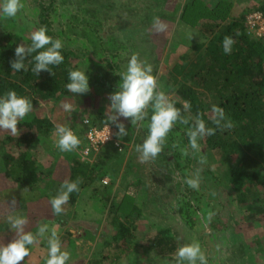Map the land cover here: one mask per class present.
Instances as JSON below:
<instances>
[{"label":"rangeland","instance_id":"rangeland-1","mask_svg":"<svg viewBox=\"0 0 264 264\" xmlns=\"http://www.w3.org/2000/svg\"><path fill=\"white\" fill-rule=\"evenodd\" d=\"M50 1L21 0L24 7L15 17L8 18L0 13V38L11 33L18 42H25L26 37L30 38L37 29L40 7H48ZM188 1L54 0L55 12H51L49 19L53 31L59 33L63 47L80 49L77 50L79 58L83 56V48L100 58L106 56L117 61L118 72L124 73L131 56L139 54L141 60L152 65L153 75L157 77L161 90L174 99L175 88L171 85L173 67L194 52L192 47L195 43L204 41L199 36V26H188L180 21L182 8ZM252 1L258 0H231L232 12L237 15ZM2 3L3 0H0ZM72 15L75 19L71 18ZM153 17H159L167 24L166 32H154ZM78 57L72 63L83 70ZM95 91L89 89L85 94L71 93L59 102L43 103L32 111L38 116H51L55 127L60 124L68 127L75 125L71 130L80 139V145L72 152H61L56 146L58 137L55 130L49 137H38L30 144L29 151L35 155L42 170L52 171L46 177L44 197H41L43 192L40 191L22 190L14 179L0 172V243L7 244L15 237L7 220L9 215H14L27 218L28 231L45 223L50 229L55 228L62 249L71 254L67 264H87L91 258L100 260L102 263L99 264H175L176 252L161 257L153 247V239L158 233L175 239L177 249L182 244L200 242L201 239L208 264H264V212L258 211L260 205L257 202L247 203L246 206L238 204L224 181L214 186L205 171L209 169L217 174L222 173L225 166L220 153L206 154L200 144L201 151L191 160V149L188 156L183 154L188 142L180 140L182 131L176 125L166 138L168 147L164 144L157 158L146 163L140 162V154L135 151L136 144L116 138L121 143V150L115 148L116 159L111 163L117 168L112 175H109L111 171L107 168L105 176L85 187L75 203L68 201L64 205L61 215L53 214L50 201L67 180L73 161L79 160L87 165L96 161L95 156L100 148L97 151L89 150L88 155L82 153L87 146L83 120L88 119L86 114H91L92 109L108 115L110 93ZM62 102L73 103L74 110L65 112L61 107ZM129 120L120 117L118 122L130 128ZM148 124L149 120L146 119L135 126L131 139L137 132V144H142V135L148 132ZM18 129L20 133L24 131ZM115 129L117 133L118 129ZM5 134L12 136L9 132L0 131V140ZM11 147L15 154L20 150V147ZM200 155H206L205 165L199 164ZM196 168H202L198 190L185 183ZM96 169H99L98 166ZM104 179L107 184L102 182ZM124 196L132 198L140 213L132 214L135 238L130 250L119 253L115 244H108L110 239L106 234H112L115 230L109 222V205L105 206V198L113 197L115 202H119ZM12 199L16 201L14 210L8 207ZM209 212L214 213L210 222ZM117 215L120 217V213ZM48 235L46 233L30 247V256L21 264H42L37 251L47 258ZM153 252L155 255H152Z\"/></svg>","mask_w":264,"mask_h":264},{"label":"trees","instance_id":"trees-1","mask_svg":"<svg viewBox=\"0 0 264 264\" xmlns=\"http://www.w3.org/2000/svg\"><path fill=\"white\" fill-rule=\"evenodd\" d=\"M53 1H50L48 7H40L36 25L37 29L46 26L47 34L55 39L59 33L53 31L52 21L49 19L51 12H55ZM213 3L211 0H189L182 8L180 21L188 26H199V36L204 41L195 43L192 47L194 52L187 56L188 59L184 58L173 67L171 85L176 94L173 100L180 108L184 101H189L192 106L191 114L195 116L199 113L209 127H214L209 119L212 106L224 109L234 127L231 130H217L215 135L206 136L199 143L205 148L206 154L219 152L225 167L221 174L209 169L205 172L214 186L224 181L238 204L246 206L247 203L257 202L260 205L258 211L264 212V35L256 37L247 34L244 28L246 14L257 11L264 17V0L250 2L237 15L232 12L231 0H217ZM71 18L75 19L74 15ZM225 36L235 40L231 54L223 52L222 41ZM22 43L30 45L31 39L26 37L25 42H18L11 33L0 38V96L9 90H15L18 95L32 100L33 111L43 103H56L69 97L71 93L66 88L68 73L80 70L72 63L78 57L77 50L80 49L63 47V63L49 66L52 74L41 71L37 76L32 71V57L25 58L26 71L16 72L11 69L10 62L15 59V48ZM81 51L83 56L78 58L82 63V71L89 77V89L96 90V93L102 91L110 94L118 91L122 73L117 70V61L106 56L100 58L96 53H89L83 48ZM86 117L98 128L108 123L107 115L102 111L92 109L91 114H86ZM108 125L115 126L110 122ZM136 125H132L129 120L130 128H126L128 135L115 137L138 145L137 132L134 139H131ZM17 127L24 131L18 136L5 134L0 140V172L5 177L14 179L22 190L40 191L43 192L41 197H44L46 177L52 171L42 170L29 148L38 137H49L56 129L55 122L51 116H38L31 112ZM176 127L182 131L180 140L188 142L189 125L177 123ZM143 133L144 141L148 132ZM165 145L168 147L166 142ZM11 146L17 149L20 147L18 153H13ZM21 146L24 148L21 149ZM115 148L112 144L101 146L96 153V161L89 165L79 160L73 161L67 180L75 181L80 178L82 183L78 192L70 194L69 203H75L78 194L95 180L102 179L109 169V175H112L117 168L111 163L116 159ZM192 159H195L193 154ZM97 166L99 169H96ZM105 203V206L109 205V222L115 230L112 234H106L110 239L108 244H115L119 253L126 252L130 250L135 238L132 214H139V207L127 196L122 197L119 202H115L113 197H107ZM29 231L36 233L38 227ZM153 240V247L161 257L173 255L177 250V241L164 233H158ZM199 243L202 245L201 239ZM37 252L39 259L42 258V264H46L47 258L41 251ZM95 259L91 258L87 264L102 263Z\"/></svg>","mask_w":264,"mask_h":264},{"label":"clouds","instance_id":"clouds-1","mask_svg":"<svg viewBox=\"0 0 264 264\" xmlns=\"http://www.w3.org/2000/svg\"><path fill=\"white\" fill-rule=\"evenodd\" d=\"M24 7L21 0H3L0 4V13L11 18ZM167 24L160 21L159 17H153L152 29L156 33L167 31ZM192 36H190V39ZM31 44L24 43L16 46L14 51L15 59L10 62L11 69L19 72L27 70L25 58L32 57L34 66L32 71L38 76L41 71H48L50 74L51 65H60L64 57L61 54L63 42L47 34L46 26H41L31 33ZM235 40L225 36L222 41L223 52L231 54ZM43 49V50H42ZM35 55L33 56V54ZM121 82L118 84V91L109 95L110 105L107 115V135L104 141L109 138V122L118 129L115 135L119 138L128 135L125 125L118 122L120 117L131 120V124H138L146 119L149 120L148 135L142 144L136 145L135 151L139 153L141 163L155 160L163 151L168 134L177 123L189 125L187 131L188 146L183 154L188 156L191 149L193 156L201 151L199 141L206 137L215 135L217 130H231L234 123L225 114L222 107L213 105L211 108L210 122L208 123L199 113L191 114V103L184 101L182 108L176 106L167 93L160 89L158 79L153 75L152 65L139 58V54H133L128 62L126 72L120 74ZM69 82L66 88L73 94H85L89 91V77L85 71L71 70L68 73ZM61 107L65 112H72L74 105L71 102H62ZM151 109V114H149ZM33 111L32 100L20 96L15 90L7 91L0 96V131L9 132L14 136L20 134L17 125L29 113ZM55 134L58 137L56 146L61 152H72L80 145V139L65 125H57ZM207 158L200 155L199 164L205 165ZM202 168H196L192 175L185 179V183L192 189L198 190L202 180ZM82 183L80 178L75 181H64L58 190L57 195L51 199L50 204L54 215H61L64 205L68 203L70 194L79 191ZM15 199L8 204L9 209L14 210ZM214 213H208V220L211 221ZM10 228L14 230L15 237L7 244L0 243V264H21L25 258L30 256V246L39 242V238L47 237L48 251L46 264H67L70 260V252L62 249V243L55 228L50 229L48 224L38 226V231L33 233L26 230L28 220L24 216L9 215L7 217ZM152 255H155L153 252ZM175 264H208L206 251L202 249L198 241L182 244L175 253Z\"/></svg>","mask_w":264,"mask_h":264},{"label":"built area","instance_id":"built-area-1","mask_svg":"<svg viewBox=\"0 0 264 264\" xmlns=\"http://www.w3.org/2000/svg\"><path fill=\"white\" fill-rule=\"evenodd\" d=\"M244 28L248 34L260 37L264 35V17L260 12H251L245 16ZM85 125V139L87 146L83 149L82 153L88 155L89 150L97 151L101 146L105 144H112L114 147L121 150V143L116 139V129L112 125H108L109 128V138L104 141L105 136L107 135V127L103 125L101 127H95L92 124H89L87 120H83ZM104 184H107V180L102 181Z\"/></svg>","mask_w":264,"mask_h":264}]
</instances>
